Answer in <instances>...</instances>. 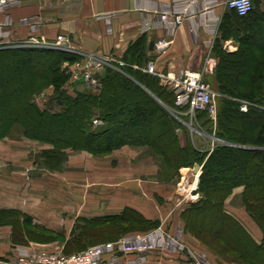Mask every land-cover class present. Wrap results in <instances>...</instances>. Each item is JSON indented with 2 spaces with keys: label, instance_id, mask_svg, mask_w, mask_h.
I'll return each mask as SVG.
<instances>
[{
  "label": "trees",
  "instance_id": "1",
  "mask_svg": "<svg viewBox=\"0 0 264 264\" xmlns=\"http://www.w3.org/2000/svg\"><path fill=\"white\" fill-rule=\"evenodd\" d=\"M229 12L222 32L224 37L237 40L239 49L234 55H223V61L217 66L214 75L217 90L225 95L251 99L257 92L258 99L253 102L264 106V56L258 59L261 62L258 64L249 54L253 50L264 53V28L256 25L257 18L264 14L257 5L246 17ZM248 30L250 34H246ZM146 50V40L137 41L123 58L127 65L107 68L100 76L102 83L98 90L87 91L84 85L82 89L78 85L71 95L63 88L68 79L63 66L77 62L80 56L61 51L1 49L0 141L19 128L30 139L53 145L47 158L57 165L63 162L60 157L66 149L107 154L124 146H149L162 152L169 163L178 160V168L201 165L198 193L202 199L185 211L189 213L184 217L187 229L197 234L208 232L205 224H197L204 221L208 223L206 228L212 227L209 230L223 238L227 245L253 258V262L264 264V239L260 245L247 244V241L252 243L251 239L224 211L225 200L234 189L243 187L246 210L264 234V111L250 107L244 113L233 101L218 99L215 136L220 144L210 153L200 152L191 143L182 147L177 134L180 124L168 110L176 108L174 94L164 88L157 77L132 67L135 64L140 68L147 66ZM6 54H11L14 61ZM26 79L32 83H24ZM37 80L40 83H34ZM47 86H52L55 94L49 105L40 109L33 98ZM196 115L204 121L201 128H210L212 133L214 124L209 114ZM94 120L103 121L104 126L94 127ZM43 121L49 124L48 132L36 123ZM43 133L50 136L40 137ZM207 210L214 216L202 220L201 215ZM16 212L0 209V216ZM127 213L138 214L137 221L141 224L150 222L138 211L128 208L119 215L91 219L88 224H107L113 219L122 221ZM96 232L102 239L107 237L105 228L91 231ZM88 237L91 236L75 233L72 243H85Z\"/></svg>",
  "mask_w": 264,
  "mask_h": 264
},
{
  "label": "rangeland",
  "instance_id": "2",
  "mask_svg": "<svg viewBox=\"0 0 264 264\" xmlns=\"http://www.w3.org/2000/svg\"><path fill=\"white\" fill-rule=\"evenodd\" d=\"M258 1L254 0L255 9ZM7 9L1 10V13L6 12ZM7 33V30L4 29L2 36ZM246 34H250V31H246ZM69 40L75 45L70 38ZM6 41L10 44L6 45V48H0V50L7 48L28 49L19 47L23 40L14 42L8 35ZM38 51L59 50L38 49ZM6 55L7 57L10 55L9 58L14 61L11 54ZM81 60L82 56L77 62L66 63L63 66L67 69L66 74L68 75L63 88L71 95L78 85H80L78 86L79 89H82L81 86L84 85V90H93L82 80L73 82L72 74L69 73L67 66L72 67ZM114 65L117 68L124 66L118 62ZM27 79L24 83H32ZM34 83H40V81L37 80ZM213 84L214 87L212 86V88L219 95L216 97V103H218V99L226 98L239 105L240 110L246 103L249 105L248 110L250 107H257L264 111V106H258L253 102L258 99L259 93L255 92L252 99L249 97L240 98L218 92V83ZM262 88L264 90V83ZM54 94V88L47 86L34 96V103L40 109H45L53 99ZM175 106L176 108H168V110L180 124V128L177 129L180 145L186 147L191 143L200 152L213 151L214 147L220 144V140L215 136L217 116L215 120H212L214 125L211 127V133L210 128H201L204 121H201L197 115L191 121L185 108H179L176 102ZM36 123H39L41 128L48 132V122ZM93 126L102 127L104 122L94 120ZM44 133L40 137L50 136ZM5 139L17 143H23L25 140L30 141L27 142V145L36 151L35 154L32 153V159L37 164L33 169H26L23 173L16 172L15 175L19 180L18 192L24 201L30 196L45 202L48 208L39 209L35 207V209L31 207L33 203H38L32 199L28 200L31 205L27 207V211L30 213L18 211L17 214L0 216V254H2L0 264L10 263L15 257L25 252L80 253L92 246L116 242L129 235L153 234L155 232H159L161 237L164 236V238L162 237V245L159 246L155 257L160 256L169 259L177 256L176 259L189 264V249L195 251L189 247V243L185 239V236L189 235L187 229L189 227L184 217L185 215L189 216V213L185 211L189 209L191 195L198 193L199 179L202 173L201 165H199L201 170L197 187L193 188L197 177L189 176L188 169H195L194 167L178 168L177 166L180 164L178 160L169 163L162 152L154 151L149 146H124L107 154H92L85 150L66 149L60 157L63 162L57 165L55 161L49 162V158H47L48 152L54 148L53 145L30 139L24 136L19 128ZM21 180L24 181L23 185L20 183ZM55 197H60V200ZM128 208L138 211L150 221L149 224H141L137 221L139 215L132 213L125 214L122 221L113 219L111 223L107 224H88L91 219L119 215ZM31 213L35 217L31 216ZM96 213L99 215L94 216ZM39 219H50V221L44 225ZM64 220L65 222H74L72 231L61 229L63 225L59 223ZM49 226L58 227L60 230H49L47 229ZM100 227L105 228L107 233V237L104 239L97 232L91 233L93 229H100ZM75 233H79L81 236L88 234L91 237L84 239L85 243L75 242L73 244ZM171 243L175 245L173 252L171 251ZM195 253L199 255V253ZM152 258L154 257L149 258V262ZM249 261L258 264L256 261L253 262L250 259ZM259 263L262 262L259 261Z\"/></svg>",
  "mask_w": 264,
  "mask_h": 264
},
{
  "label": "crops",
  "instance_id": "3",
  "mask_svg": "<svg viewBox=\"0 0 264 264\" xmlns=\"http://www.w3.org/2000/svg\"><path fill=\"white\" fill-rule=\"evenodd\" d=\"M224 1L197 0L193 6L197 13L179 28L171 27V29L164 26L161 15L171 7L181 6L186 2L174 0H20L18 4L9 7L6 12L0 13V23H8L9 26L5 30L14 42L24 40L30 35L53 40L58 35L64 34L82 50L112 57L124 66L127 64L123 58L129 55L131 47L137 41L145 39L147 42L145 55L149 58L148 62L154 63L159 72L178 74L184 70L201 72L206 68L208 72L204 80H207V83H216L214 75L217 66L223 61V55L224 57L234 55L239 49L238 41L224 37L222 32V24L230 13L223 6ZM257 8L261 14H264V0L258 1ZM263 16L258 17L256 21V25L260 28H264ZM32 26H38V29L33 30ZM160 39L171 42L169 47L161 53L155 49V43ZM151 42L154 43L153 49H150ZM249 54H251L250 59L255 57L256 60L264 56V53L254 50ZM260 63L258 60V64ZM132 67L136 69L135 67L138 66L135 64ZM27 142L30 141L25 140L23 143L9 142L8 139L0 141V209L17 210L28 214L30 212L27 211V207L31 205L28 200L32 199L38 203H33L31 207L48 208L45 202L30 196L24 201L18 192L19 180L15 175L16 172L23 173L26 169H33L37 164L32 159V153L35 154L36 151L31 149L32 147L27 145ZM195 177L197 179L193 188H196L198 183V176ZM22 181L21 185L24 184ZM243 192V187L234 189L224 202V211L251 239L249 240L252 243L247 241V244L260 245L264 234L247 212ZM191 197H194L195 201L191 202L189 207L202 199L197 192ZM56 199L60 200V197ZM37 215L40 216L38 213ZM98 215L96 213L94 216ZM31 216L34 215L31 213ZM213 216V213L207 210L201 218L202 220L212 219ZM39 220L44 225L50 221V219ZM59 224L63 225L61 229L72 231L74 222L64 220ZM197 224H205L208 232L202 231L197 234L189 231L185 239L189 247L199 253L203 259L211 264H253L249 261V259L253 260L251 257L243 256L239 250L230 247L223 238L209 230L212 227L206 228L208 223L197 221ZM47 229L60 230L55 226H49ZM153 257L149 264H187L176 259L177 256L169 259L160 256Z\"/></svg>",
  "mask_w": 264,
  "mask_h": 264
},
{
  "label": "built area",
  "instance_id": "4",
  "mask_svg": "<svg viewBox=\"0 0 264 264\" xmlns=\"http://www.w3.org/2000/svg\"><path fill=\"white\" fill-rule=\"evenodd\" d=\"M184 1L186 4L171 7L161 15V21L168 29L179 28L185 21L191 18L195 13L194 5L197 0H174ZM19 0H0L1 10L16 5ZM223 6L227 10L234 11L239 17H246L254 10L253 0H225ZM8 23H0V48L10 44L6 41L8 35L2 36V31L8 27ZM37 30L38 26H32ZM170 41L160 39L155 43V49L161 53L169 47ZM19 47L28 49H48L59 50L66 53L82 56V60L74 66L68 67L69 73L72 74L73 82L84 81L94 91L101 87L100 75L107 68H114V63H120L112 57L99 53H88L81 48L73 45L66 35H58L53 40H47L43 37L30 35L23 40ZM144 73L153 75L160 80L161 85L171 91L175 96V102L179 108H185L191 121L199 112H207L212 120L217 116L216 97L218 93L210 84L205 82L204 77L208 72H195L184 70L178 74H163L157 70L154 63L148 62L147 67L142 69L135 67ZM248 104L244 103L241 107L242 112H248ZM98 124V122H96ZM189 176L200 175L195 169H188ZM185 177V176H184ZM191 194V193H190ZM194 202V197L190 198ZM164 238V236H162ZM159 232L153 234H135L129 235L116 242H107L101 245L92 246L80 253L63 254V253H23L15 257L10 263L5 264H149V258L155 256L159 246L162 245V238ZM175 245L171 243V251H174ZM189 264H211L206 259L189 249Z\"/></svg>",
  "mask_w": 264,
  "mask_h": 264
},
{
  "label": "water",
  "instance_id": "5",
  "mask_svg": "<svg viewBox=\"0 0 264 264\" xmlns=\"http://www.w3.org/2000/svg\"><path fill=\"white\" fill-rule=\"evenodd\" d=\"M153 47H154V43L151 42V43H150V49H153ZM195 171H196V172L199 171V167H198V166H195Z\"/></svg>",
  "mask_w": 264,
  "mask_h": 264
},
{
  "label": "bare ground",
  "instance_id": "6",
  "mask_svg": "<svg viewBox=\"0 0 264 264\" xmlns=\"http://www.w3.org/2000/svg\"><path fill=\"white\" fill-rule=\"evenodd\" d=\"M38 50V49H37ZM191 125V124H190ZM212 151V150H211ZM198 166V165H197ZM185 171V169H183Z\"/></svg>",
  "mask_w": 264,
  "mask_h": 264
}]
</instances>
